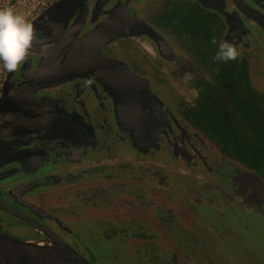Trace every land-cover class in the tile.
<instances>
[{
	"label": "flooded vegetation",
	"instance_id": "obj_1",
	"mask_svg": "<svg viewBox=\"0 0 264 264\" xmlns=\"http://www.w3.org/2000/svg\"><path fill=\"white\" fill-rule=\"evenodd\" d=\"M68 3L63 19L64 13L34 27L36 40L23 65L3 72L0 88L8 102L22 88L26 103L38 105L48 124L22 134L12 145L16 158L0 166L1 231L44 244L56 237L90 264H114L92 244L110 241H141L129 264L139 263L137 254L144 264H232L239 255L242 264H264V178L223 155L203 131L207 123L193 118L196 100L203 91L212 93L217 81L244 78L264 93V0ZM105 21L106 32L81 46L78 41ZM222 42L242 55L214 59ZM94 43L103 58L89 52ZM75 53L86 69L26 95L41 61L50 60L54 70ZM123 75L139 78L147 89L138 95L142 113L135 120L114 115L108 80ZM183 181L210 195L183 200L177 189ZM166 204L173 206L168 219L161 214ZM226 211L249 218L222 219ZM238 232L246 239L235 240ZM229 241L235 248L218 250Z\"/></svg>",
	"mask_w": 264,
	"mask_h": 264
},
{
	"label": "water",
	"instance_id": "obj_2",
	"mask_svg": "<svg viewBox=\"0 0 264 264\" xmlns=\"http://www.w3.org/2000/svg\"><path fill=\"white\" fill-rule=\"evenodd\" d=\"M69 0H56L48 5L41 13L35 16L31 22L34 27L41 24H53L56 17L61 16L63 19L70 13ZM66 12H68L66 14ZM108 21L103 22L98 27L83 36L78 42L81 46L94 42L98 36L110 27ZM106 32V31H105ZM106 35V33H104ZM118 31L111 33L109 36H118ZM108 36V35H107ZM109 36L107 39H109ZM99 45V44H98ZM97 43L90 47L89 52L97 54L103 58ZM55 49H51L48 55L53 54ZM76 52V51H74ZM80 52H83L81 48ZM88 52V51H87ZM46 58H49L46 57ZM81 55L73 54L68 61L61 63L54 70H51L48 62L50 60L41 61L34 69L32 79L34 86L29 88L26 95L38 88L40 84L54 85L60 81L69 78L75 70L86 69L87 65L79 63ZM85 59V55H83ZM74 60V62H72ZM136 77L117 76L109 78L108 83L112 91L113 101L115 104L114 115L116 120H135L142 113L141 100L138 95L140 92H147ZM143 84H145L143 82ZM4 85L0 88V166L8 161L15 159L14 148L12 145L17 144L22 134L31 131L36 127H46L47 122L37 110L38 105L35 103H26L23 89H19L18 99L14 103H9L5 94ZM142 99V98H141ZM139 101V102H138ZM131 132V131H130ZM134 130L132 133H136ZM15 213V212H14ZM15 215L20 216L15 213ZM0 264H90L75 250L69 247L60 239L51 238L46 244L29 240H19L18 238L6 234L0 229Z\"/></svg>",
	"mask_w": 264,
	"mask_h": 264
},
{
	"label": "trees",
	"instance_id": "obj_3",
	"mask_svg": "<svg viewBox=\"0 0 264 264\" xmlns=\"http://www.w3.org/2000/svg\"><path fill=\"white\" fill-rule=\"evenodd\" d=\"M196 106L193 118L207 123L203 131L218 150L264 178V93L249 88L244 78L217 81L212 93L203 91Z\"/></svg>",
	"mask_w": 264,
	"mask_h": 264
},
{
	"label": "clouds",
	"instance_id": "obj_4",
	"mask_svg": "<svg viewBox=\"0 0 264 264\" xmlns=\"http://www.w3.org/2000/svg\"><path fill=\"white\" fill-rule=\"evenodd\" d=\"M35 40V28L27 15L10 3L0 6V71L5 74L16 72L26 61ZM211 43L216 44L215 38ZM241 55L235 45L222 42L214 59L226 62Z\"/></svg>",
	"mask_w": 264,
	"mask_h": 264
},
{
	"label": "rangeland",
	"instance_id": "obj_5",
	"mask_svg": "<svg viewBox=\"0 0 264 264\" xmlns=\"http://www.w3.org/2000/svg\"><path fill=\"white\" fill-rule=\"evenodd\" d=\"M179 185L177 186V189L178 191L181 193L182 196H180L179 194V197H183V200H186L187 198H190L192 199L193 196L192 194H196V193H201V195H205V196H208L210 195L209 193H206L205 191H201L199 188H198V185L192 181H183L181 183H178ZM174 193H175V189H174ZM175 194H178V193H175ZM165 195L167 196V194L163 193L162 197H163V200H167L165 198ZM213 196V195H212ZM212 199H215V197H211ZM163 210L165 211H162V216L165 218V219H168L170 217V215L173 213L172 212V209L173 206H169L168 204L164 205L163 206ZM166 209H169L166 211ZM185 213L184 212H181V215L183 216ZM212 214V213H210ZM214 214V213H213ZM212 214V215H213ZM181 215L179 216V218L181 217ZM222 219H233L236 217V220L235 222L238 223L239 221L245 219V218H249L248 215H245L244 212H241V211H236L235 215H231L230 212H225V215H222ZM177 217V216H175ZM183 218H186L188 220L189 223H195L196 222L194 221L195 220V217L192 216L191 214L187 215L185 214L183 216ZM214 217L211 216L209 219H213ZM218 219V217H216ZM12 225H16V228L18 230L22 229V227L19 225L18 222H12ZM193 227V226H191ZM221 236H225L227 237V230H225L223 227H221ZM196 233V231H194V229L190 231V234H194ZM246 235L242 232H238V234L234 237V239H246L245 238ZM231 239L233 240V238H231L230 236H228L227 240H230ZM228 242L226 243L225 245H222V246H219L218 247V250L221 249L222 247H225L224 250L226 251H229L231 249L229 248H235V245H233L231 242ZM93 246L95 248H99L101 249V254L103 257L105 258H110L111 259V262L114 263V264H129V259L132 258L131 254H134L136 253L135 252V249L136 248H140L143 244L141 243V241H129V242H105V243H98V242H93L92 243ZM230 245V247H229ZM233 245V246H232ZM212 246V245H211ZM238 249H240V247H242L241 245H237ZM215 247V246H214ZM214 247H212V250L215 249ZM182 250L180 248H173L172 251L176 252V253H179V251ZM142 253V252H141ZM217 254V253H216ZM215 254V255H216ZM173 257V255H171V258ZM137 261L139 263H135V264H144V261L143 259H141V261L139 260V254H137ZM246 259L245 258H242L240 255L239 256H235L233 259H232V264H242ZM212 261H214L213 263L211 264H223L220 260L218 259H212Z\"/></svg>",
	"mask_w": 264,
	"mask_h": 264
},
{
	"label": "built area",
	"instance_id": "obj_6",
	"mask_svg": "<svg viewBox=\"0 0 264 264\" xmlns=\"http://www.w3.org/2000/svg\"><path fill=\"white\" fill-rule=\"evenodd\" d=\"M54 1L56 0H0V6H3L5 3H10L17 11L27 15L31 21ZM2 79L3 71H0V86Z\"/></svg>",
	"mask_w": 264,
	"mask_h": 264
}]
</instances>
